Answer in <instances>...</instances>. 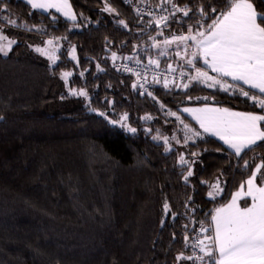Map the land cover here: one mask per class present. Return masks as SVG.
<instances>
[{
  "label": "trees",
  "instance_id": "trees-1",
  "mask_svg": "<svg viewBox=\"0 0 264 264\" xmlns=\"http://www.w3.org/2000/svg\"><path fill=\"white\" fill-rule=\"evenodd\" d=\"M7 2L10 17L29 25L44 19L50 35H67L61 52L74 44L79 68L66 55L50 67L27 46L48 37L6 29L18 44L8 57L0 56V116L4 117L0 120V264H172L181 247L172 241V232L182 239L180 225L186 221L178 220L173 227L169 217L167 226L160 228L165 198L173 211L183 213V204L192 195L199 206L195 218L206 219L205 214L227 201L246 175L232 168L235 161L226 152L216 151L221 142L207 136L197 140L198 147L189 143L191 151L203 152L191 178L195 190L183 184L175 154H164L163 147L141 128H159L171 136L175 118L168 117L171 122L165 123L158 104L131 90L134 78L117 72L110 59H102L110 51L130 55L132 43L140 41L99 11L100 0H71L77 13L90 18L87 27L74 31H67L69 25L62 18L52 25L44 14L29 16L22 0ZM111 3L135 29L133 9L122 0ZM106 38L112 42L107 48ZM122 41H127L124 47H120ZM97 62L105 72H96ZM85 69L81 78L78 73ZM61 71H73L69 87L87 85L92 106L107 111L111 118L127 111L133 126L141 129L138 135L112 130L102 117L88 111L83 98L68 96ZM189 94H215L221 106L260 111L214 89L198 86ZM62 95L66 98L61 99ZM155 95L173 111L177 106L203 103L183 100L182 93L173 99L159 87ZM105 97L114 101L111 108ZM146 113L156 117L147 125L139 119ZM174 147L187 153L179 145ZM221 172L228 183L224 195L213 201L206 195L207 185L199 180L213 183Z\"/></svg>",
  "mask_w": 264,
  "mask_h": 264
},
{
  "label": "snow or ice",
  "instance_id": "snow-or-ice-1",
  "mask_svg": "<svg viewBox=\"0 0 264 264\" xmlns=\"http://www.w3.org/2000/svg\"><path fill=\"white\" fill-rule=\"evenodd\" d=\"M122 2L135 12V29L121 18L111 0H100L102 7L99 11L112 17L119 29L134 32L140 42L132 43L130 55L110 51V56L102 59H110L117 72L135 78L131 82V90L158 104L166 118L165 123L171 122L168 117H174L176 122L171 136L159 128L142 125L143 133L162 146L164 154H175V167L179 169L180 179L193 190L195 185L191 178L196 176L194 169L202 163L200 157L203 152L191 151L189 143L198 147L197 140H204L207 136L218 139L221 146L216 151L226 152L229 159L235 161L232 168L246 175V179L230 193V199L206 213V219L195 218L194 213L199 206L195 205L192 195L187 196L183 213L173 211L165 198L160 228L167 226L169 217L173 227L178 220L186 221L180 225L182 239L178 240L177 232H172V241L181 244L173 255L172 264H264V0ZM22 3L28 7L29 16L44 14L52 25L62 18L69 25L67 31L87 27L90 23V18L83 12L74 10L71 0H22ZM9 11L7 0H0V14H3L0 15V56L8 57L18 44V40L6 32V29H16L48 37L42 40V44L27 46L45 57L50 67L56 66L61 56L66 55L71 61H76L75 67L79 68L74 44L69 43L66 52H61L64 48L62 42L68 40L67 35H50L44 19L29 25L26 21L10 17ZM145 34L146 39H143ZM111 43L106 38V48ZM125 44L127 41H122L120 47ZM161 58H165L164 67H161ZM95 67L97 73L106 71L99 62ZM86 71H80L79 76L83 78ZM72 76L73 71L59 73L68 96L83 98L88 111L102 117L112 130L130 137L138 135L141 129L133 126L127 111L113 119L107 111L93 107L87 85L69 87ZM198 86L225 93L229 98L242 99L260 111H238L221 106L215 94L191 96L189 90ZM106 87L110 88L111 84ZM157 87L173 99L182 93L183 100L202 101V106H177L173 111L157 98ZM65 98L61 96V99ZM105 100L111 108L114 101L107 97ZM183 114H188L199 129L186 122ZM3 119L0 116V120ZM139 119L147 125L156 117L146 113ZM177 132L183 135L178 136ZM174 145L186 149L187 153L177 151ZM223 176L221 172L213 183L199 180L201 185H207L206 195L210 200L215 201L224 195L228 182Z\"/></svg>",
  "mask_w": 264,
  "mask_h": 264
},
{
  "label": "crops",
  "instance_id": "crops-1",
  "mask_svg": "<svg viewBox=\"0 0 264 264\" xmlns=\"http://www.w3.org/2000/svg\"><path fill=\"white\" fill-rule=\"evenodd\" d=\"M197 106H202V105H191V106H189V107H197ZM185 116H187L189 119H191V117L190 116H188V114H184ZM192 120V119H191ZM195 124H196V122L194 121V120H192ZM197 126H198V124H196ZM198 128H199V126H198ZM214 138V137H213ZM216 139V138H215ZM218 140V139H217ZM219 141V140H218ZM238 188V187H237ZM236 188V189H237ZM235 189V190H236ZM234 190V191H235ZM233 192V191H232ZM228 199H230V196H229V198ZM226 202V201H225ZM219 206V205H218Z\"/></svg>",
  "mask_w": 264,
  "mask_h": 264
},
{
  "label": "built area",
  "instance_id": "built-area-1",
  "mask_svg": "<svg viewBox=\"0 0 264 264\" xmlns=\"http://www.w3.org/2000/svg\"><path fill=\"white\" fill-rule=\"evenodd\" d=\"M153 3H155V0H153ZM141 7H143V5H141ZM134 11V10H133ZM135 13V12H134ZM145 19H147V17H145ZM145 60H146V58H145ZM161 60H162V58H161ZM118 63H120L119 61H118ZM165 65H164V63L162 62V64H161V67H164ZM123 73V72H122ZM129 75V74H128ZM134 78V77H133ZM135 79V78H134Z\"/></svg>",
  "mask_w": 264,
  "mask_h": 264
},
{
  "label": "rangeland",
  "instance_id": "rangeland-1",
  "mask_svg": "<svg viewBox=\"0 0 264 264\" xmlns=\"http://www.w3.org/2000/svg\"><path fill=\"white\" fill-rule=\"evenodd\" d=\"M54 11V10H53ZM37 44H42V41L33 45H37ZM38 54V53H37ZM44 59H46L45 57H43ZM47 60V59H46ZM184 115V114H183ZM185 116V115H184ZM187 117V116H186ZM188 118V117H187ZM191 120V119H190ZM192 121V120H191ZM193 122V121H192ZM194 123V122H193ZM195 124V123H194ZM180 135L182 136L183 134L180 132Z\"/></svg>",
  "mask_w": 264,
  "mask_h": 264
}]
</instances>
